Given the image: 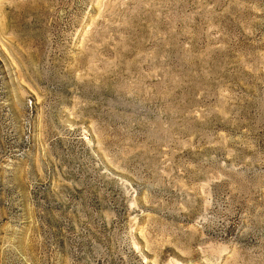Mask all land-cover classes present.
Instances as JSON below:
<instances>
[{"label": "rangeland", "instance_id": "rangeland-1", "mask_svg": "<svg viewBox=\"0 0 264 264\" xmlns=\"http://www.w3.org/2000/svg\"><path fill=\"white\" fill-rule=\"evenodd\" d=\"M0 264H264V0H0Z\"/></svg>", "mask_w": 264, "mask_h": 264}]
</instances>
